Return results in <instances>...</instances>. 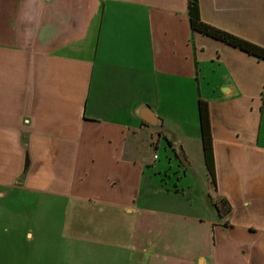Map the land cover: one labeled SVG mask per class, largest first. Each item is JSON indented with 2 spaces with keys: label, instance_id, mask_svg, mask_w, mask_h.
Masks as SVG:
<instances>
[{
  "label": "crops",
  "instance_id": "0c3cea01",
  "mask_svg": "<svg viewBox=\"0 0 264 264\" xmlns=\"http://www.w3.org/2000/svg\"><path fill=\"white\" fill-rule=\"evenodd\" d=\"M198 4L203 23L264 49V0ZM213 77L224 92L213 90L212 100L202 80ZM263 95L264 61L192 31L188 0H0V216L14 220L22 195L137 216L129 255L165 258L150 240L149 217L171 214L143 202L187 194L154 184L162 170L148 156L168 137L184 177L194 169L187 141L199 134L201 143L203 100L214 182L202 144L198 169L211 219L162 264H264ZM12 222L0 228V264H47V251L23 258ZM34 231L24 241L41 236Z\"/></svg>",
  "mask_w": 264,
  "mask_h": 264
},
{
  "label": "rangeland",
  "instance_id": "374dc122",
  "mask_svg": "<svg viewBox=\"0 0 264 264\" xmlns=\"http://www.w3.org/2000/svg\"><path fill=\"white\" fill-rule=\"evenodd\" d=\"M209 81L211 84L202 80L203 95L213 100L212 91L224 92V89L221 88V78L213 77ZM261 133L264 137V116ZM193 138L187 141L189 142L187 151L194 169H189L186 177L183 174L184 166L179 152L177 148L175 150L171 146L173 143L168 137L162 138V146L159 149L149 152V161L153 163L154 159L159 158L155 162L162 170L161 174L154 175L153 183L169 189L172 193L178 185L180 188H185L187 194V197H177L175 202L170 200L166 203L165 195L160 193L159 196L153 195L148 201L143 202L145 206L157 210L163 209L171 214V216L149 217L150 240L153 244H157L156 247L161 250L159 254L165 257L153 259L154 254H148L149 264L171 261L170 257L173 253L169 250L175 245L187 244L195 233L199 235L202 231L205 232L211 219V216L206 215L210 207L202 197V189H200V184L204 183V181L200 183L204 174L198 169L202 165L201 158H203L199 134L196 135L195 140ZM158 190L161 189L158 187ZM37 200L40 199L37 197ZM14 201L16 208L20 207L19 213L14 220L5 218V221L0 216V228H11L9 222L14 221L15 225L12 227L22 230L23 252L26 248L23 258L27 257L33 261L35 251H47V264H141V259L147 263L145 254L141 253L139 257H136L137 254L129 255V247L132 243L138 244L128 239L132 235L133 228L136 227L137 216H130L128 219L120 216H100L94 214L97 211H94L93 207L74 212L71 204L59 198H54L48 206L41 202L34 203L32 197L30 199L26 195ZM75 214L80 216V220H73ZM173 214L183 216H172ZM34 230H37L41 236L37 237L35 234L32 241H27V238L24 241V231L35 233ZM73 230H76L78 235H73Z\"/></svg>",
  "mask_w": 264,
  "mask_h": 264
},
{
  "label": "trees",
  "instance_id": "16d2710c",
  "mask_svg": "<svg viewBox=\"0 0 264 264\" xmlns=\"http://www.w3.org/2000/svg\"><path fill=\"white\" fill-rule=\"evenodd\" d=\"M188 17L190 28L192 31L198 32L202 35L224 43L232 48L238 49L257 60L264 61V49H262L261 47L253 45L227 32L215 29L203 23L200 19L198 0H188ZM198 117L204 163L209 177L214 182L215 174L212 137L209 123V110L208 104L203 100L198 101ZM27 167L28 162H26L25 170L27 169Z\"/></svg>",
  "mask_w": 264,
  "mask_h": 264
}]
</instances>
